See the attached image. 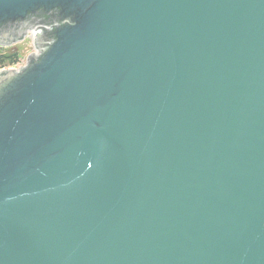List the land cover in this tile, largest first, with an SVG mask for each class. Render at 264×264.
Segmentation results:
<instances>
[{
    "label": "water",
    "instance_id": "obj_1",
    "mask_svg": "<svg viewBox=\"0 0 264 264\" xmlns=\"http://www.w3.org/2000/svg\"><path fill=\"white\" fill-rule=\"evenodd\" d=\"M40 10L0 72V264H264V0H0V43Z\"/></svg>",
    "mask_w": 264,
    "mask_h": 264
},
{
    "label": "trees",
    "instance_id": "obj_2",
    "mask_svg": "<svg viewBox=\"0 0 264 264\" xmlns=\"http://www.w3.org/2000/svg\"><path fill=\"white\" fill-rule=\"evenodd\" d=\"M40 16V17H39ZM54 16H51L49 14H46L44 10H40L38 14L35 16V23L39 24L42 26V33H43V38L46 39L49 37V35L52 34V31H49V29L45 28L47 27L46 21H50L53 19ZM19 53L14 51V52H0V64H13L14 62L18 61ZM33 60V57L31 58L30 62Z\"/></svg>",
    "mask_w": 264,
    "mask_h": 264
},
{
    "label": "rangeland",
    "instance_id": "obj_3",
    "mask_svg": "<svg viewBox=\"0 0 264 264\" xmlns=\"http://www.w3.org/2000/svg\"><path fill=\"white\" fill-rule=\"evenodd\" d=\"M6 47L8 48L5 49V52H14V50H16L19 53V57L21 59L24 56L26 57L27 54H29L35 48L34 37L32 36V33L29 31V29L26 28L22 35L16 38L13 44ZM3 48L5 47H0V49Z\"/></svg>",
    "mask_w": 264,
    "mask_h": 264
},
{
    "label": "built area",
    "instance_id": "obj_4",
    "mask_svg": "<svg viewBox=\"0 0 264 264\" xmlns=\"http://www.w3.org/2000/svg\"><path fill=\"white\" fill-rule=\"evenodd\" d=\"M27 28L32 33V36L34 37L35 48L31 52L40 53V51L44 45L41 43H37V41L40 39L41 32H42V26H40V25H35L33 27L27 26ZM29 54H27L26 57L24 56L21 59L19 58L18 61L14 62L13 64H2V65L0 64V72L5 70V69H13V68L19 70L24 64L28 63L29 58H30Z\"/></svg>",
    "mask_w": 264,
    "mask_h": 264
},
{
    "label": "flooded vegetation",
    "instance_id": "obj_5",
    "mask_svg": "<svg viewBox=\"0 0 264 264\" xmlns=\"http://www.w3.org/2000/svg\"><path fill=\"white\" fill-rule=\"evenodd\" d=\"M7 23H8V22L6 21V22H5V25H6ZM22 31H23V30H22ZM22 31H21V35H22ZM18 36H19V35H18ZM18 36H16V37H18ZM16 37H15V38H16ZM15 40H16V39H14L13 41H11V42H9V43H6V44L0 43V47H5V48H3V49H0V52H5V49L8 48V47H6V46L13 44V43L15 42ZM14 51H16V50H14ZM16 52H17V51H16Z\"/></svg>",
    "mask_w": 264,
    "mask_h": 264
}]
</instances>
